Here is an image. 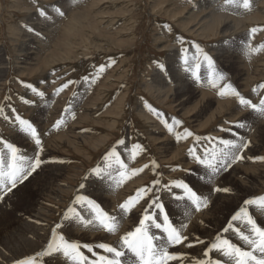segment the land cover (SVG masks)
Returning <instances> with one entry per match:
<instances>
[{"label": "rangeland", "instance_id": "374dc122", "mask_svg": "<svg viewBox=\"0 0 264 264\" xmlns=\"http://www.w3.org/2000/svg\"><path fill=\"white\" fill-rule=\"evenodd\" d=\"M250 5V10H244L224 6L223 0H0V56L4 60L0 78V107L4 109L0 115V138L14 144L22 155L34 156L30 137L20 132L18 126L13 127L14 116L19 114L38 129L44 148L41 158L45 161L26 184H19L9 195L6 206L0 203L6 208L0 221L9 223L17 217L40 238L39 231L47 237L60 224L64 236L70 238L66 236L71 235L69 229L85 227L79 225L69 208L92 218L86 205L75 202L76 196L87 197L103 211L120 217L123 214L119 204L138 188L151 186L154 179L159 178L162 185L183 182L194 191L197 189V194L208 201L207 208L194 209L191 217L185 218L188 202L177 199L184 196L182 189H164L159 195L173 225L187 224L182 234L188 237L185 243L193 245H186L185 255L179 252L182 247L173 249L172 253L181 259L169 264H186L188 251L196 250L198 239L216 237L214 233L207 234L208 218L216 206L221 207L223 215L235 204L233 209L240 207L245 199L264 196V160L254 159L264 157V115L240 106L232 97H220L218 89L208 85L209 72L216 71L225 77L222 84H230L253 103L264 96V89L258 87L264 84V51L248 53L249 45L257 47L264 43V31L250 32L254 27L264 29V0H250ZM56 7L65 14L57 15L53 11ZM40 10L46 12L47 18L39 15ZM196 45L202 52L197 51ZM26 54H30V61H26ZM205 55L212 58L213 68H209ZM109 64L92 82L98 67ZM160 64L164 65L163 70L158 67ZM193 70L198 79L192 76ZM85 76L89 77L87 82ZM69 80L73 83L55 94ZM25 84L43 92V99ZM254 88L257 91L253 92ZM180 101L183 102L179 108L176 103ZM145 103L168 123L173 119L181 121L175 131L187 128L201 139L188 137L177 141ZM4 115L9 117L8 121L3 119ZM61 117L63 123L54 128ZM120 140L124 144H119ZM220 140H246L250 146L240 153L244 159L211 177L210 170L198 165L188 150L195 148L198 155H203L205 149L218 150ZM134 144H140L144 151L132 160L129 150ZM113 149L129 170L146 164L149 168L118 187L114 181L97 177L93 169L115 176L119 165L114 158L105 159ZM153 160L158 165L155 172L151 168ZM229 180L236 181V185ZM50 182L53 192L38 198L40 188ZM197 183L202 187H196ZM81 184L85 187L81 188ZM215 187H227L229 191L217 193L212 191ZM97 189L107 195L99 197ZM145 207L147 204L142 201L123 215L118 231L108 235L113 247H122L120 237L138 225ZM249 207V214L261 210ZM36 210V221H44L39 226L29 221ZM65 213L70 219H65ZM237 225L245 233L249 231L247 226ZM194 227L202 230L192 236ZM83 230L108 234L91 227ZM151 234L161 240L164 237L155 228ZM12 235L18 236L15 232ZM161 240L155 243L160 244ZM31 244V251L19 247V252L14 248L7 252L0 244V264L16 261L27 253L35 255L42 248V243ZM81 250L91 255L83 246ZM101 250L97 248L95 252ZM107 254L104 255L112 258ZM46 257H38L39 264H48Z\"/></svg>", "mask_w": 264, "mask_h": 264}, {"label": "snow or ice", "instance_id": "6c2138e0", "mask_svg": "<svg viewBox=\"0 0 264 264\" xmlns=\"http://www.w3.org/2000/svg\"><path fill=\"white\" fill-rule=\"evenodd\" d=\"M223 4L224 6H231L232 8H241L244 10H250L251 7L250 0H223ZM53 11L59 16L65 14L59 7L54 8ZM39 15L47 18L44 10H40ZM28 30L32 31L31 28ZM258 31H264V29L254 27L250 30L251 34H255ZM179 42L183 43L182 40ZM195 47L198 52H202V49H200L198 45ZM184 51L186 52L187 49H184ZM260 51H264V43L257 47L251 45L248 47L249 54L258 53ZM204 59L207 61L209 68L214 67L211 57L205 55ZM184 63L187 64L186 59ZM110 66V64L107 66H99L96 70V74L92 77V82H95V79L104 72L105 67ZM158 67L161 70L164 69L163 64L158 65ZM199 67L200 65L197 64L196 69L198 70ZM185 71H188V69H185ZM192 76L198 79L196 70L192 71ZM83 79L87 82L89 77L85 76ZM224 79V75L220 72H209L208 85L213 89H218L217 94L220 97H232L237 100L240 106L250 109L260 115H264V96H261L258 103H253L252 100L246 99L230 84H222L221 81ZM71 83H73L71 80L63 83L55 90V94L59 95ZM24 86L30 88L37 97L43 99V92L39 91L31 84H25ZM258 87L264 89V84H260ZM255 91H257L256 88L253 89V92ZM25 103H30V101H25ZM145 107L153 115L160 118V122L170 134L175 135L177 141L187 139L188 137H193L196 141L201 139V137L194 136L187 128H185L183 132L175 131V129L180 126L181 121L173 119L172 123H168L167 120L162 118V114L158 113L149 104L145 103ZM65 111H69V109H65ZM3 112L4 109L0 107V115H3ZM13 112H15V109H13ZM3 119L8 121L9 117L4 115ZM62 123L63 117L57 120L53 127L59 128ZM16 126H18L20 132L30 137L31 141L34 143V156L29 158L26 155H22L14 144L8 142L6 139L0 138V145H3V147L0 148V201H4L15 189H17L19 184H23L28 180L37 169L45 163L41 158L44 148L38 129L28 120L23 119L19 114L14 116L13 127ZM238 126L243 127L242 124H238ZM204 139L211 140L212 138L204 137ZM118 143L124 144V141L120 140ZM219 145L220 147L218 150L213 148L209 152L208 149H205L203 155H198L195 148H190L188 150V155L191 156L198 165H203L206 169L210 170L209 175L211 177H214L221 171H228L234 163L244 159L240 153L250 146V141L241 140L240 143H236L231 140H220ZM129 151L130 158L135 160V158L144 151V148L140 144H134ZM109 158H114L119 165L115 176H113L111 172H102L100 169H93L92 171L101 179L114 181L117 187L123 184L124 181L142 173L146 168H149V165L146 164L141 168L129 170L127 165L120 159L115 149L106 155L105 159L107 160ZM254 159L264 160V157H256ZM108 167L110 168L111 165ZM151 168L153 172L158 168L154 160L151 162ZM80 187L83 188L85 185L81 184ZM173 187L183 190L184 196L177 197V199L186 200L188 202V204L185 205V215L188 214L189 205L194 206L196 211H200L202 207H208V201L202 199L187 183L172 182L170 185H162L159 178L154 179L151 186L138 188L134 195H130L123 203L119 204V209L123 215L129 214L132 209L140 205L142 201L147 204V207L143 209V214L139 218L138 225L133 230L126 232L120 237L121 246L137 258L138 264H169V261L181 259V256L171 253L168 249L169 246L185 244L188 237L182 234V229L187 228V224H181L180 227H175L173 225L169 219V214L166 212L165 205L161 202L162 197L159 195L162 190L167 189L171 191ZM212 191L227 193L229 189L227 187H215ZM75 202L86 205L92 217L91 219H87L81 213L75 212V209L69 208L68 211L74 213L79 225L85 228L91 227L94 230H103L109 234L118 231L123 215L120 217L111 215L103 211L98 203L84 196H76ZM243 204L245 206H256L264 211V196L254 199H245ZM65 219H70L67 213H65ZM242 219L249 228L247 233L233 226L232 222ZM161 220L162 222H158ZM61 227L60 224H56L52 229L51 239H49L47 248L44 251L37 252L35 255L22 257L18 259L15 264H39L38 257H59L61 254L67 261H70L71 264H122L121 257H123L125 253L106 243H99L96 247L102 249L105 253L111 254L113 258H109V256L105 255H98L92 246L84 244L83 248H86L87 251L95 257V259H90L81 250L80 244L69 241L64 235H58L57 229ZM152 228L160 230L164 234L162 240L161 237L151 234ZM229 230L235 232L237 237L244 242L247 248L237 246L230 242V240L222 239L217 235L215 241L207 245L203 253L205 259H198L194 264H226V261L228 264H264V227L258 226L257 221L249 214V209L247 207H241L239 211L231 217L228 226L225 227L223 231L228 232ZM157 240H161V243H155ZM196 243L204 244L205 242L198 239ZM187 246L192 247L193 245L188 244ZM213 250L220 252L222 256L226 258V261L209 258V254Z\"/></svg>", "mask_w": 264, "mask_h": 264}, {"label": "bare ground", "instance_id": "6f19581e", "mask_svg": "<svg viewBox=\"0 0 264 264\" xmlns=\"http://www.w3.org/2000/svg\"><path fill=\"white\" fill-rule=\"evenodd\" d=\"M198 8V7H197ZM199 9V8H198ZM224 24V23H223ZM96 41V40H95ZM29 55L30 54H26L25 56H27V57H25V59H26V61L28 60V61H30L29 60ZM31 57V56H30ZM70 57V56H69ZM222 59V58H221ZM32 60V59H31ZM3 59L1 58V56H0V78L2 77V73H4V67H3ZM223 61V60H222ZM220 63H221V61H219ZM230 62V61H229ZM28 63V62H27ZM238 63V62H237ZM176 74V73H175ZM177 76V75H176ZM44 83V82H43ZM25 97V96H24ZM176 98V97H175ZM184 101V100H183ZM183 101H180V102H177L176 103V106L177 107H181L182 106V102ZM175 106V107H176ZM224 106V105H223ZM182 109V108H181ZM245 110V109H244ZM182 111H183V109H182ZM235 111V110H234ZM244 113V112H243ZM243 113H241V114H243ZM245 116V115H244ZM242 118H243V116H242ZM248 119V118H247ZM234 120H236V119H234ZM238 120V119H237ZM240 120V119H239ZM263 121V120H262ZM236 122V121H235ZM220 123V122H219ZM258 124H260V122L258 123ZM256 125V124H255ZM156 126V125H155ZM213 128V127H212ZM210 129V128H209ZM258 129V128H257ZM260 129V128H259ZM216 130V129H215ZM261 131V130H260ZM259 132V131H258ZM243 135V134H242ZM243 136H245V135H243ZM246 137V136H245ZM255 143V142H254ZM259 144H261V143H259ZM254 151H256V150H254ZM169 152V151H168ZM257 167H259V166H257ZM262 167V166H261ZM256 171V170H255ZM259 171H261V170H259ZM263 174H264V172L263 171H261ZM234 174V173H233ZM254 175H257V174H254ZM259 175V174H258ZM261 176V175H260ZM231 177H232V174H231ZM236 177H237V175H236ZM259 177V176H258ZM257 178V177H256ZM259 178H261V177H259ZM52 179V178H51ZM235 180H237L236 178H235ZM254 181V180H253ZM257 181V180H256ZM198 182V181H197ZM229 182H230V184L231 185H236V181H234V180H229ZM25 184L27 183V182H24ZM263 183V182H262ZM196 184V182L194 183V185ZM198 184V183H197ZM261 184V183H260ZM193 185V184H192ZM27 186V185H26ZM259 186V185H258ZM263 186V185H262ZM23 187V186H22ZM21 187V188H22ZM52 187L53 186H51V182H50V184H44L41 188H40V190L38 191V198H40V197H47L51 192H53V190H52ZM90 187V186H89ZM96 187V186H95ZM102 187V186H101ZM196 187H202L201 185H200V183L196 186ZM20 188V189H21ZM28 188V187H27ZM94 188V187H93ZM101 189H103V188H101ZM104 189H105V184H104ZM204 189V188H203ZM243 189V188H242ZM241 189V190H242ZM257 189V188H256ZM90 190V189H89ZM94 190V189H93ZM98 190V195H99V197H102V196H104L105 194L107 195V193L106 192H103L102 190H99V189H97ZM106 190V189H105ZM200 190V189H199ZM202 190V189H201ZM205 190V189H204ZM16 191V190H15ZM14 191V192H15ZM196 191H197V189H196ZM210 191V190H209ZM209 191H208V193H209ZM95 192H96V190H95ZM201 192H203V191H201ZM206 192V191H205ZM248 193V192H247ZM109 194V193H108ZM259 195V194H258ZM252 196V195H251ZM255 196H257L256 194H255ZM98 197V196H97ZM107 197V196H106ZM165 197V196H164ZM108 198V197H107ZM251 198V197H250ZM10 199H11V197L10 196H8L4 201H0V203H4L5 204V201H6V203L7 202H9L10 201ZM110 199V198H109ZM108 199V200H109ZM242 199V198H241ZM7 204H5V206H6ZM33 205H36V202L33 204ZM33 205H31L30 207H29V210H31L32 209V206ZM236 205L237 204H235L234 206H232V208L231 209H229V210H227V212H226V214H223L222 215V213L220 212V208L221 207H217L216 206V209H215V212L213 213V215H212V217L211 218H208L210 221L208 222V226H209V228H208V232H207V234H210V235H212L213 233H214V235H219L222 239H228V240H230V242H232L233 244H236L237 246H240V247H242V248H247V246L245 247L244 246V242H242V241H240V239L237 237V235L235 234V232H233V231H231V230H229L228 232H224L223 231V229L225 228V227H227L228 226V223L230 222V220H231V217L236 213V212H238L239 211V209L241 208V207H249V206H245L244 204H241L240 205V207L238 206L236 209H233L234 207H236ZM184 208V207H183ZM250 209H252V207H249ZM5 209L6 208H4V206H1V204H0V216H3V214H4V212H5ZM195 209V207L194 206H189L188 207V214L187 215H185L184 213H185V208H184V216H185V218L186 217H188V216H190L192 213H193V211H195L194 210ZM251 211V210H250ZM254 211V210H253ZM253 211H251V212H253ZM32 213H33V216L29 219V221L30 222H35L34 224H33V226H39V225H41V224H43L44 223V221H36V219H38V215H39V212L36 210V211H32ZM176 213V212H175ZM224 215H227L226 216V218H224L225 216ZM250 215H252V217H253V219H255L256 221H257V223H258V226H261V225H263V226H261V227H264V211H262V210H259V212H256V210L253 212V213H251ZM217 216H223V219H219ZM191 217V216H190ZM263 217V218H262ZM183 218V217H182ZM60 222V221H59ZM174 222V221H173ZM233 223V226L235 227V228H237V224H241V228H242V225H244L245 227H246V224H245V222H239V221H234V222H232ZM177 224V223H176ZM179 224V223H178ZM181 224H183V223H181ZM13 225L14 226H16V228H13ZM65 226V225H64ZM177 226V225H176ZM65 228V227H64ZM83 229H85V228H83ZM83 229H81V228H78V230H76V229H67L68 231V233H71V235H69V234H67L66 236H68V237H70V238H66V239H68L69 241H71V242H74V243H78V244H80L81 246H83L84 244H88V245H90V246H92L93 247V249H94V251H95V249H97L98 247H96V245H98L99 243H106V244H109L110 246H112L111 245V243L112 242H110V241H108V235H109V233L108 234H104L103 232H102V234H96V233H90V232H87V231H84ZM37 230V229H36ZM60 230V232L57 230V233H58V235H64L63 234V230L60 228L59 229ZM92 230H94V229H92ZM199 230H202V229H200V228H197V227H194L193 228V230H192V232H191V235L192 236H194L196 233H197V231H199ZM35 230L34 229H30V227L29 226H27L24 222H22V220L21 219H18L17 217H15L12 221H10L9 223H4V222H2V221H0V244L2 245V247H3V249L5 250V251H7V252H11V250L14 248V250L16 251V252H19L20 251V249L18 250V248L19 247H22V249H25V251H31L34 247H33V245L31 244V243H42L40 246L42 247V248H40V249H38L39 250V252H42V251H44L46 248H47V244H48V241H49V239H51V233H52V230L50 231V233H49V235L46 237V236H44V233L43 232H40L39 231V233H37L38 235H40L42 238H40V237H38L37 235H35V234H33V232H34ZM97 231V230H96ZM16 233L18 236L16 237L15 235H12L13 233ZM38 232V231H37ZM112 234V233H111ZM117 235V234H116ZM115 235V236H116ZM113 236V235H112ZM111 238V237H110ZM115 238V237H114ZM117 238V237H116ZM190 239H193L192 237H189ZM215 239H216V237L215 238H213V239H208L207 237H204V238H202V240L205 242L204 244H200V243H198V245H197V247H195L196 248V250H194V249H189V251H188V253H189V255L187 256V258H186V264H194V262L196 261V260H198L199 259V256H202L203 257V259H205V257H204V255H203V253H204V251H205V249H206V247H207V245H209V244H211L213 241H215ZM6 240V241H5ZM73 240V241H72ZM117 240V239H116ZM5 241V242H4ZM118 241V240H117ZM12 242V243H11ZM116 242V241H115ZM186 245H188V243H185V244H183V245H175V246H173V247H170V249H169V251L172 253V251H173V249H175V251L178 249V248H180V247H182L181 249H179V252L180 253H182L183 255H185L186 254V252L187 251H185L186 250ZM117 247H120V246H116V248ZM84 249V248H83ZM118 250H121V251H123L124 253H125V255L123 256V257H121V261H122V264H138V261H137V258L131 253V252H129L127 249H125V248H123V247H120V248H117ZM86 253V252H85ZM84 253V254H85ZM97 254L98 255H104L105 254V252L103 251V250H101V252H98L97 251ZM30 255H33V253H27L26 254V256H30ZM108 255V254H107ZM258 255V254H257ZM25 256V257H26ZM90 259H95V257L94 256H92V254L91 255H89L88 256ZM110 257V256H109ZM22 258V257H21ZM21 258H19V259H21ZM113 258V257H112ZM209 258H211V259H213V260H225L226 261V258H224L223 256H222V254L220 253V252H218V251H216V250H213L212 252H210V254H209ZM18 260V259H17ZM16 260V261H17ZM46 260L48 261V264H68V262H67V260L62 256V254L59 256V257H49V256H47L46 257ZM16 261H13V262H10V263H7V264H15V262ZM226 264H228V262L226 261Z\"/></svg>", "mask_w": 264, "mask_h": 264}]
</instances>
